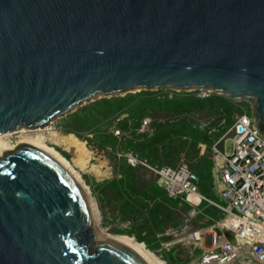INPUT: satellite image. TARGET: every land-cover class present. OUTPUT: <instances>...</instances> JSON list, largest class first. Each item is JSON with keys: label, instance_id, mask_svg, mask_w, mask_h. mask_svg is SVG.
Listing matches in <instances>:
<instances>
[{"label": "water", "instance_id": "water-1", "mask_svg": "<svg viewBox=\"0 0 264 264\" xmlns=\"http://www.w3.org/2000/svg\"><path fill=\"white\" fill-rule=\"evenodd\" d=\"M204 90L246 101L264 136V0H0V135L97 97ZM0 264H147L106 238L60 161L0 157Z\"/></svg>", "mask_w": 264, "mask_h": 264}, {"label": "rangeland", "instance_id": "rangeland-1", "mask_svg": "<svg viewBox=\"0 0 264 264\" xmlns=\"http://www.w3.org/2000/svg\"><path fill=\"white\" fill-rule=\"evenodd\" d=\"M195 97L202 100L194 90L137 89L97 97L49 124L57 134L74 135L84 144L88 166L101 165L110 174L97 179L75 165L96 203L103 233L129 236L167 264L184 261L180 249L190 232L213 233L225 216L208 202L197 210L170 200L150 168L187 166L197 173L201 194L219 201L214 149L230 152L232 125L242 109H250L246 101L214 92L207 101L198 103ZM47 146L74 164L76 148ZM184 247L186 254L191 248Z\"/></svg>", "mask_w": 264, "mask_h": 264}, {"label": "built area", "instance_id": "built-area-1", "mask_svg": "<svg viewBox=\"0 0 264 264\" xmlns=\"http://www.w3.org/2000/svg\"><path fill=\"white\" fill-rule=\"evenodd\" d=\"M196 92L202 99L209 96L204 90ZM230 136L229 153L214 149L219 201L201 194L199 177L187 166L150 168L170 200L197 210L208 202L225 216L213 233H189L185 242L191 249L183 253L181 264H264V136L254 127L250 109L236 117ZM194 249L201 253L195 255Z\"/></svg>", "mask_w": 264, "mask_h": 264}, {"label": "bare ground", "instance_id": "bare-ground-1", "mask_svg": "<svg viewBox=\"0 0 264 264\" xmlns=\"http://www.w3.org/2000/svg\"><path fill=\"white\" fill-rule=\"evenodd\" d=\"M196 91V90H194ZM20 143H28L34 145L41 150L47 152L49 155L57 159L62 163V165L68 170V172L73 176V178L80 184V186L84 189L90 199V207L93 214V219L95 224L99 226V214L97 211V206L94 199L90 195L89 188L83 182L81 178V174L75 169V165L80 167L82 170H88L89 173L93 174L97 179H103L106 176H109L107 170H104L101 165L96 167L88 166V161L86 159L89 158L90 154L84 147V144L79 143L74 135H66L62 136L61 134H57L52 127H47L45 129H35V130H26L24 128H20L14 132L4 133L0 135V157L2 151L4 150H13V148ZM48 143H52L63 149L70 150L71 147L76 148L78 153L76 157H74V164L68 162L58 151L54 148H50L47 146ZM90 167V168H89ZM100 231H102L100 229ZM103 236L106 238L112 239L116 242H119L134 252H136L147 264H167L165 261L160 259L155 253L148 250L144 244L136 242L129 236H118L111 237L103 231L101 232ZM183 245H187L186 242H183ZM183 246L182 253L185 254V247ZM181 254L177 253L179 256ZM183 254V256H184ZM243 264H250V262L245 261Z\"/></svg>", "mask_w": 264, "mask_h": 264}, {"label": "trees", "instance_id": "trees-1", "mask_svg": "<svg viewBox=\"0 0 264 264\" xmlns=\"http://www.w3.org/2000/svg\"><path fill=\"white\" fill-rule=\"evenodd\" d=\"M193 99H195L198 103L201 102L202 100H203V101H207V100H209L208 97L205 98V99H202V100H201V99H198V98H196V97L193 98ZM156 187H158V185H157ZM158 189L161 190L159 187H158ZM169 201H170V200H169Z\"/></svg>", "mask_w": 264, "mask_h": 264}, {"label": "crops", "instance_id": "crops-1", "mask_svg": "<svg viewBox=\"0 0 264 264\" xmlns=\"http://www.w3.org/2000/svg\"><path fill=\"white\" fill-rule=\"evenodd\" d=\"M210 244V238H209V242L207 243V245H209ZM201 253V251H197L196 253H195V255H199Z\"/></svg>", "mask_w": 264, "mask_h": 264}]
</instances>
